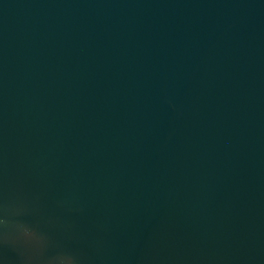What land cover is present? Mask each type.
Instances as JSON below:
<instances>
[{
  "label": "water",
  "instance_id": "water-1",
  "mask_svg": "<svg viewBox=\"0 0 264 264\" xmlns=\"http://www.w3.org/2000/svg\"><path fill=\"white\" fill-rule=\"evenodd\" d=\"M0 264H264V0H0Z\"/></svg>",
  "mask_w": 264,
  "mask_h": 264
}]
</instances>
